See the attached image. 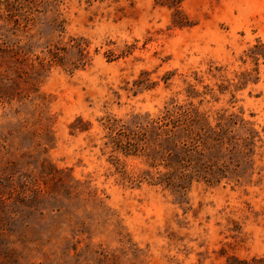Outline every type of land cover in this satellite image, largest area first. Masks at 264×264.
Masks as SVG:
<instances>
[{
    "label": "rangeland",
    "instance_id": "rangeland-1",
    "mask_svg": "<svg viewBox=\"0 0 264 264\" xmlns=\"http://www.w3.org/2000/svg\"><path fill=\"white\" fill-rule=\"evenodd\" d=\"M8 1L0 264H264V0ZM171 103L228 130L163 188L103 144Z\"/></svg>",
    "mask_w": 264,
    "mask_h": 264
},
{
    "label": "trees",
    "instance_id": "trees-1",
    "mask_svg": "<svg viewBox=\"0 0 264 264\" xmlns=\"http://www.w3.org/2000/svg\"><path fill=\"white\" fill-rule=\"evenodd\" d=\"M8 2L0 0L7 8ZM18 8L21 9L20 6ZM77 47L82 50V46ZM49 54L52 59L58 55L57 52ZM262 59L264 44L257 41L244 52L241 62L243 65L249 62L257 66ZM253 71L257 72L256 69ZM247 75L245 73L240 76ZM221 120L216 125L217 129H214L195 109L171 103L153 118L135 123L131 128H108L110 133L103 145L110 148L112 154L143 158L151 169L162 167L166 172L151 177L149 183L168 188L176 180L192 181L195 177L200 178V173L209 168L207 165L212 166L208 152L211 147L224 144L223 137L228 130L220 124Z\"/></svg>",
    "mask_w": 264,
    "mask_h": 264
}]
</instances>
